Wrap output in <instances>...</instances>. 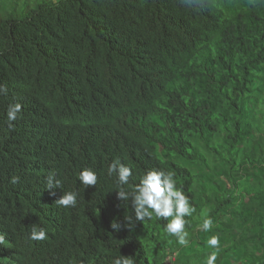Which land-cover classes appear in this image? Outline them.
<instances>
[{
	"label": "trees",
	"instance_id": "trees-1",
	"mask_svg": "<svg viewBox=\"0 0 264 264\" xmlns=\"http://www.w3.org/2000/svg\"><path fill=\"white\" fill-rule=\"evenodd\" d=\"M0 85V264H164L172 218L137 220L131 200L150 170L173 174L191 215L215 200L210 223L250 194L229 213L264 245V0H44L0 18ZM117 159L133 169L126 200ZM68 191L76 206L56 204Z\"/></svg>",
	"mask_w": 264,
	"mask_h": 264
},
{
	"label": "clouds",
	"instance_id": "clouds-1",
	"mask_svg": "<svg viewBox=\"0 0 264 264\" xmlns=\"http://www.w3.org/2000/svg\"><path fill=\"white\" fill-rule=\"evenodd\" d=\"M0 93H7V86L0 85ZM22 105L16 103L9 107L7 119L9 124L17 119L21 112ZM109 176L116 175L118 183V197L122 200L129 198V191L126 186L129 185V178L133 174L131 165H125L119 159L113 161L107 168ZM54 172L49 173L47 178V189L53 190L60 186V181L57 180ZM79 181L87 188L96 185L97 173L93 168H84L78 176ZM18 178L13 177L11 183H18ZM61 187V186H60ZM54 194V192H53ZM78 193L76 191L64 192V194L55 201L56 204L64 207H75L77 204ZM132 205L134 206L136 219L144 221L145 218L151 219L153 216L157 218L172 219L165 226V232L178 239V243L186 245L187 232L184 231L186 215H191L193 209L190 207L189 199L184 194L181 188L176 186L173 174L164 172L163 170L147 171L140 179L139 184L135 185L131 192ZM132 225L131 220L126 217ZM115 221V220H114ZM112 222V228L117 231L121 225L115 221ZM210 226V221H205L204 227L207 229ZM47 235V230L43 227H32L30 239L34 241L44 240ZM4 237L0 236V244H3ZM212 246H216L218 241L213 238L209 242ZM215 255L213 254L208 264H213ZM114 264H133V261L128 256L122 255L114 260Z\"/></svg>",
	"mask_w": 264,
	"mask_h": 264
},
{
	"label": "rangeland",
	"instance_id": "rangeland-1",
	"mask_svg": "<svg viewBox=\"0 0 264 264\" xmlns=\"http://www.w3.org/2000/svg\"><path fill=\"white\" fill-rule=\"evenodd\" d=\"M44 0H0V18H7L15 12L22 13L28 9L36 7V5ZM237 202L231 205L239 209L240 206L250 202L251 195L248 193H236ZM251 198V199H250ZM231 207L228 210H232ZM217 209L215 200L205 202L201 209H197V213L191 215V228L184 229L187 232L186 245H181L178 241H174L173 245L168 246L165 252L164 264H208L209 258L214 254L215 260L213 264H247V257H235L233 251H238L240 247L245 246L246 253L262 254L264 245L262 241L256 238L254 231L241 224L236 215L227 212L222 218L210 223L205 229L204 224L207 216ZM217 231L220 236L224 232L229 235L222 243V238L214 235L218 243L212 246L210 239L206 238L209 231ZM212 238V239H213ZM211 239V240H212ZM236 246H238L236 248ZM150 262L154 263V252L150 253Z\"/></svg>",
	"mask_w": 264,
	"mask_h": 264
}]
</instances>
